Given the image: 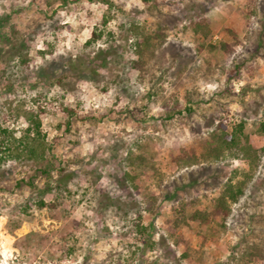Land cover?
Returning a JSON list of instances; mask_svg holds the SVG:
<instances>
[{
	"label": "rangeland",
	"instance_id": "rangeland-1",
	"mask_svg": "<svg viewBox=\"0 0 264 264\" xmlns=\"http://www.w3.org/2000/svg\"><path fill=\"white\" fill-rule=\"evenodd\" d=\"M109 1L110 7L98 0H0V16L11 15L17 29L31 32L34 26L38 32L27 58L33 69L57 55L77 56L111 45L86 47L95 27H102L104 13L109 18L104 28L124 51L122 65L102 72L106 92L102 84L70 80L64 90L55 86L42 98L37 96L41 88L31 89L29 83L23 88L17 50L1 61L0 68L15 74L16 89L28 106L46 110L42 132L54 170L49 178L42 176L46 162L18 157L17 145L0 153V264H264V137L253 126L264 118V15L259 8L264 0L251 6L254 14L250 0ZM203 3L212 28L210 43H235L227 32L234 26L238 39L230 52L197 53L189 25ZM172 17L181 21L167 30L163 46L145 53V72L131 68L136 56L130 25H146L150 31L158 19ZM43 52L50 55L45 58ZM6 83L0 78V124L21 137L26 125L17 111L10 114ZM63 105L75 114L68 117ZM241 122L257 150L252 166L228 156L195 166L177 160L182 149L200 152L199 144L220 131V123L232 133ZM129 152L145 154L156 169L136 181L139 190L124 178L125 171H133L125 163ZM209 166L224 167L236 174L234 181H246L245 193L231 204L226 227L217 222L193 237L188 261L181 258L185 246L169 235L166 219L175 204L172 195L210 206L215 189L207 185L214 178L205 186L190 177ZM63 167L73 176L60 187ZM194 180L196 185H190ZM41 197L47 203L43 209L36 204ZM137 224L147 230H138ZM186 232L182 228L176 236ZM254 246L259 258L248 261L246 252Z\"/></svg>",
	"mask_w": 264,
	"mask_h": 264
},
{
	"label": "trees",
	"instance_id": "trees-1",
	"mask_svg": "<svg viewBox=\"0 0 264 264\" xmlns=\"http://www.w3.org/2000/svg\"><path fill=\"white\" fill-rule=\"evenodd\" d=\"M98 1L108 5V7L112 5L109 0ZM143 1L148 2V0ZM257 3L256 0H250L248 8L251 9V6ZM203 4H199L201 11L197 15L198 17L191 21L189 25V29L198 43L197 53H201L204 50L213 52L217 48H220L224 52H230L238 39L234 26L228 27L227 32L232 36L235 43L221 42L219 47L210 43L212 28L206 17L207 3ZM259 8L264 15V1L259 2ZM19 11H21V9L18 8V12ZM250 12L254 14L255 11L251 9ZM172 18L173 20L158 19L150 31H148L146 25H130L132 26L131 31L133 32V54L136 56V59L130 62L131 68L139 70L141 74L145 72V66L147 65L145 53L152 48L156 49L163 46L168 37L167 30H169L171 26L176 27L181 21V19L177 17ZM108 21V15L104 13L102 16V27H95L91 39L86 43V47L92 45L96 46L99 42L111 45H107V47H96L91 53H82V55L77 56L57 55L56 57H52V59H46L47 61L45 63L37 65L36 68L33 69L30 67L27 58L38 33L37 30L32 29L34 26L31 27V32L27 27H18L17 29L16 25L11 22V15H2L0 16V63L3 60L4 62L6 59L9 60L7 58L8 53L12 50H17L18 58L20 59L19 63L21 67L24 68V73H21L20 78L26 84L22 86L25 88V85L29 83L32 87L31 89L41 88L37 92L39 98H42L45 95L44 92H49L55 86L61 87V89L64 90L67 88L70 80L90 82L95 84L96 87H100L102 84L103 87L101 91L106 92L108 86L104 85L103 81L106 77L102 75V72L107 71L112 65L120 66L124 63V51L120 45H117L115 35L104 28ZM46 52L42 53L45 58L47 55H50ZM48 52L52 53V51ZM189 59L192 60L193 58ZM181 66L182 65H180V67ZM13 77H15V74L9 73L8 69L5 68L4 65H1L0 78L7 81L4 98L10 106V114L17 111L18 118H21V121L25 123L26 129L21 137H17L15 132L10 133L8 129L3 128L0 124V153H5L11 150L13 145H17L15 150L18 152V157L24 156L29 160H35L38 164L46 162V164L41 167L40 173L42 176L49 178L51 172L54 170V164L47 160V136L42 132L41 117L46 113V110L42 105H39L37 108H30L25 97H23L24 94L19 90L17 91L16 83L14 79H12ZM32 77L35 78L33 84L30 83ZM140 80H142V78H140ZM120 82L122 83L120 84ZM123 82L124 80L118 76L117 84L121 86L122 92H125L126 89L124 86L126 85ZM62 107L64 113L67 114L68 117L75 114V110L71 107L64 105ZM253 126L255 132L264 137V118L256 119ZM218 127V129H221L220 131L211 133L209 139L199 144L201 148L200 152H197L195 148L182 149L181 155H179L177 160L183 162L186 166H195L200 163V160H214L217 162L228 156L238 161L247 160L250 166H252L253 163L251 161L257 150L250 144L248 135L244 134L245 123L241 122L232 133L226 132V128L222 123H220ZM244 137L246 138V142L242 144V138ZM125 163L133 171L132 173L125 171L124 178H127L128 181H130L131 187L137 188V190L139 189L136 186V181L142 174L147 171H156L154 164L149 163L145 154L135 156L132 152H129L125 159ZM66 170V167H63L60 168L58 172L60 178L57 182L60 183V187H64L66 183H68L66 181L70 180L73 176L72 172ZM209 172L212 173L210 174ZM235 175V173L226 171L224 167H219L215 170L210 166L200 167L198 171H193L190 174V177L197 178L198 183H204L203 185L205 186L209 177L214 178V184L207 185V188L215 189V194L211 199L209 207H204L198 198L178 200L175 195H172L175 204L171 207V213L166 219V224L168 225L169 235L176 238V244L178 246H185L181 258H186L188 261L190 260L188 252L191 240L195 235H199L201 229L207 228L217 222H221L222 226L226 227V223L232 213L231 204L238 203L245 193L244 188L246 186V181H234L235 177L233 176ZM224 177H227V180L223 183L222 180ZM21 183H23V181ZM21 183L18 185L21 186ZM196 183L197 181L194 180L190 185L193 186L196 185ZM33 185L32 183V186ZM27 201L28 206L32 207V203L29 202L30 198H28ZM36 204L41 209L47 206L44 197H41ZM182 228H185L187 232L176 236V233ZM137 229L142 231L147 230V227L140 228V224H137ZM209 230L211 231L212 229L210 228ZM259 251L260 249L257 246L251 247L250 251L246 252L245 257H247L248 261H253L259 258Z\"/></svg>",
	"mask_w": 264,
	"mask_h": 264
}]
</instances>
